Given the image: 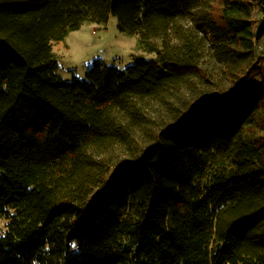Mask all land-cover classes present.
Returning a JSON list of instances; mask_svg holds the SVG:
<instances>
[{
	"label": "trees",
	"instance_id": "obj_1",
	"mask_svg": "<svg viewBox=\"0 0 264 264\" xmlns=\"http://www.w3.org/2000/svg\"><path fill=\"white\" fill-rule=\"evenodd\" d=\"M111 16L154 57L64 80ZM0 220V264H264V0H0Z\"/></svg>",
	"mask_w": 264,
	"mask_h": 264
},
{
	"label": "rangeland",
	"instance_id": "obj_2",
	"mask_svg": "<svg viewBox=\"0 0 264 264\" xmlns=\"http://www.w3.org/2000/svg\"><path fill=\"white\" fill-rule=\"evenodd\" d=\"M53 51L56 54L59 69L58 74L66 81L73 77L83 79L95 60H103L107 65L126 68L132 65L136 56L151 59L153 54L137 47V37L122 33L118 29L117 18L111 16L107 24L85 22L80 29L69 33L63 41L54 42ZM211 66V62H207ZM185 94L182 98H185ZM170 105H176L170 101ZM161 103L152 104L148 112L154 122L162 121L166 109ZM117 153V152H116ZM6 220H0V232Z\"/></svg>",
	"mask_w": 264,
	"mask_h": 264
}]
</instances>
